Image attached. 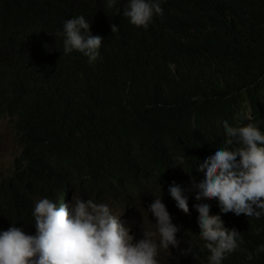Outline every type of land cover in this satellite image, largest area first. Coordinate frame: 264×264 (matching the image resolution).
Wrapping results in <instances>:
<instances>
[{
    "label": "trees",
    "instance_id": "1",
    "mask_svg": "<svg viewBox=\"0 0 264 264\" xmlns=\"http://www.w3.org/2000/svg\"><path fill=\"white\" fill-rule=\"evenodd\" d=\"M24 1L0 4L22 10ZM45 1L53 22L61 24L74 15L72 24L98 25L105 44L102 60L89 62L88 87L74 79L56 95L57 101L72 100L68 107L60 109L53 102L47 111L46 98L31 96L11 112L18 115L11 123L21 152L14 156L11 175L0 181V225L15 236L25 239L39 228L37 200L46 198L50 210L55 209L61 191H66L61 201L69 191H82L87 197L114 198L131 207L134 201L145 206L147 199L165 196L171 181L192 186L201 159L223 143L227 127L244 147L264 144V0H217L206 50L210 68L192 86L191 95L183 90L192 84L189 59L177 38L198 0H162L144 11L151 21L138 27L113 7V0ZM4 24L26 27L19 12L3 18L0 30ZM54 45L45 60L50 69L69 62L58 53L59 37ZM115 69L126 78L130 98L116 101L97 91V84ZM165 80L177 95L152 108L143 98ZM193 141L205 142L182 154L183 146ZM132 149L168 159L150 172L138 173L119 165V157ZM252 231L264 236L263 223L256 220ZM239 257L231 254L226 264ZM190 264H206L204 252Z\"/></svg>",
    "mask_w": 264,
    "mask_h": 264
},
{
    "label": "clouds",
    "instance_id": "2",
    "mask_svg": "<svg viewBox=\"0 0 264 264\" xmlns=\"http://www.w3.org/2000/svg\"><path fill=\"white\" fill-rule=\"evenodd\" d=\"M216 2L198 0L190 19L178 33L177 41L185 48L189 59L192 81L183 90L190 95L192 86L201 82L210 68L206 50L210 44L208 35L212 31L210 17ZM161 3L162 0H113V7L119 12L122 10L133 27H138L151 21L150 17L142 15L144 11ZM15 12L22 15L26 27L8 28L4 24L0 30V122L6 120L17 154L21 147L11 122L18 115L12 116L11 112L21 108L31 96L46 98L47 111L52 110L53 102L60 109L68 107L72 100L57 101L56 95L74 79L88 87L89 62L102 60L103 52H100L105 44V35L98 25L92 28L72 24L74 15L56 24L45 0H25L22 10L0 4V22ZM57 37L62 41L58 53L69 58V62L58 69H50L45 60L55 51ZM5 64L7 66L4 67ZM96 88L116 101L131 97L128 82L120 69H115ZM175 95L176 88L165 80L143 99L154 108L157 104L164 105L169 97ZM248 117L253 118L250 107ZM204 142L187 143L181 153H192ZM166 159L151 158L145 151L132 149L118 161L125 169L147 173ZM12 172L13 169L2 175L0 181ZM73 196L72 203L78 205L80 211L72 214ZM93 198L96 199L95 204L100 205L99 212L93 214L101 218L103 224L90 229L88 224L92 217L86 216L84 225L77 226L80 216L88 214V202ZM157 198L159 205L155 210L146 211L140 201H134L127 211L138 218L141 210L150 215L155 231L162 232L160 243L149 245L152 240L140 236L136 226H129L126 215L120 224L116 223L124 209L118 199L100 200L94 196L87 197L82 191L72 194L69 191L64 204L59 205H64L61 226L57 218L59 198L55 200V209L51 210V202L43 198L49 203L47 216L40 217L36 211L42 225L30 231L25 239L15 236L7 226L0 225V252L10 243L20 250L18 261L13 259L10 264H190L203 252L206 264H226L233 253H239L240 257L230 261L231 264H264V236L252 231L256 220L264 226V144L253 149L244 147L227 127L223 143L201 159L198 178L192 186L171 181L166 195ZM246 223L250 224V229L243 226ZM111 227H118L117 231L106 239ZM182 227L185 231L178 235ZM75 237L78 239L72 240ZM218 238L221 242L216 241ZM97 242H101L100 250L95 248Z\"/></svg>",
    "mask_w": 264,
    "mask_h": 264
},
{
    "label": "rangeland",
    "instance_id": "3",
    "mask_svg": "<svg viewBox=\"0 0 264 264\" xmlns=\"http://www.w3.org/2000/svg\"><path fill=\"white\" fill-rule=\"evenodd\" d=\"M16 151V145L15 141L11 137V135L8 132V124L6 120L0 122V179L1 176L6 174L9 170L13 169L14 166V156ZM75 199V196L72 197V201ZM96 199H91L88 202L87 215H81L79 222L77 223V226H83L84 225V218L86 216H91L92 220L90 224H88V227L90 229H94L97 226H101L103 224V220L99 218L98 216L94 215L93 213H98L100 210L99 203L95 204ZM48 206L49 203L41 199L37 203V213L40 217L46 218L48 213ZM71 213H75V211H80V207L76 205L75 203H72L70 206ZM107 209V207H106ZM140 217L138 218L134 213L127 211L126 217L128 220L129 226H136L137 231L140 233V236H146L150 240H152L149 245H152L154 243H160V240L163 239V235L161 231H155V224L153 219L150 215H148L146 212H143L141 210ZM73 219V218H72ZM95 248L97 250L101 249V242H97L95 244ZM20 250L15 245H6L3 247V249L0 252V264H10V261L13 259H16L20 256ZM141 259V258H137ZM136 259V260H137Z\"/></svg>",
    "mask_w": 264,
    "mask_h": 264
},
{
    "label": "bare ground",
    "instance_id": "4",
    "mask_svg": "<svg viewBox=\"0 0 264 264\" xmlns=\"http://www.w3.org/2000/svg\"><path fill=\"white\" fill-rule=\"evenodd\" d=\"M3 66L5 67V66H7V65L5 64V65H3ZM16 110H17V109H16ZM146 186H147V185H145V186H141V188L144 189ZM65 193H66V191H63L62 195H61V196L59 197V199H58V204H57V207H58V216H57V218H58V225H59V226L62 225V211H63V208H64V205H63V204H64V201H61V200L63 199V195H64ZM64 197H65V196H64ZM60 203H63L61 207L59 206ZM129 205H130V203H128L126 206H124V209H123V211H121L122 213H120V216L118 217L116 223L119 222V224H120L121 218L126 214L127 209L129 208ZM158 205H159L158 198H156V199H147V200L145 201V209H146V211L155 210V209L158 207ZM60 212H61V218H59V214H60ZM117 228H118V227H111L110 230H109V232H108V234L106 235V239H110V237L112 236V234H114V233L117 231ZM184 231H185V227H182V228L179 230L178 235H181ZM76 239H78V238L75 237V238L72 239V240H76ZM72 240H71V241H72ZM216 241H217V242H221V239L218 238ZM9 245H13V243H10ZM14 261L17 262L18 259H14Z\"/></svg>",
    "mask_w": 264,
    "mask_h": 264
}]
</instances>
